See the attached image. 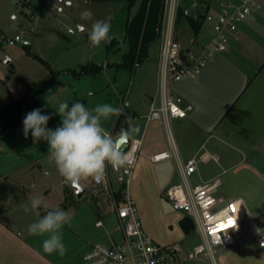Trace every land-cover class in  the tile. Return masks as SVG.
Returning a JSON list of instances; mask_svg holds the SVG:
<instances>
[{
	"label": "crops",
	"instance_id": "1",
	"mask_svg": "<svg viewBox=\"0 0 264 264\" xmlns=\"http://www.w3.org/2000/svg\"><path fill=\"white\" fill-rule=\"evenodd\" d=\"M38 1L42 0H0V32L6 33L7 29L14 26L16 33L24 31L25 37L28 38L29 34L41 36L44 31L51 30L42 27L41 22L37 21L38 17L34 15L33 9ZM218 1L207 0L211 12L217 7ZM120 2L128 9L126 2ZM194 2L199 3L197 0L192 3ZM71 3L68 1L69 5ZM191 5L190 10L195 6ZM211 12L209 11L203 22L201 35L204 38L200 40H205L212 34L215 13L212 15ZM134 13L127 16L126 23ZM85 29L84 26H80L81 31ZM69 33L72 34L70 31ZM158 41L159 47L155 55L151 51L154 42L149 47L147 59L134 68L136 70L144 64H150L148 72L150 79L140 82L133 95L131 90L129 95L120 96L118 100L113 101L112 105L121 108L122 114L119 117H112L105 123L109 131L115 132L116 137L121 129L129 127L128 117H131L130 123L137 129L134 138L142 139L141 154L134 169L130 193L137 204L144 228L156 242L178 252L179 250L173 247L176 239L181 240L198 232L193 219L183 212L174 210L165 197L166 188L181 181L177 160L171 158L162 162H152L150 158L155 152L171 148L172 137L183 160L202 154L204 157L206 155L216 157L200 161L190 181L193 185H198L217 180L215 195L223 199V205L230 204L237 216L238 225L235 230L237 243L221 253L220 264H264V247L259 246L255 239L257 235L264 233V0H257V7L253 13L246 20L239 22L238 30L232 34L226 51L214 56L197 77H185L172 85L171 95L180 97L182 106L191 105L192 109L185 117L171 118L169 129L158 120H147L152 101L160 99L158 72L160 39ZM32 45L31 43L22 46ZM105 46L107 57H112L111 61L105 59L102 63L90 62L80 65L79 69L69 66L50 69L48 77L44 80L50 77L52 71L57 74L49 88L38 96V108L42 106V100L45 98L49 100L50 97H45L46 94L50 91L53 94L54 85L57 86L61 78H66L68 82L77 85L85 77H97L113 67L118 70L127 69L118 66L128 51H120L119 40L111 37V43ZM85 65H97L101 70L98 74H77ZM22 79L27 81L25 78ZM24 93L25 87L21 96ZM59 95L56 102L61 100ZM10 99L14 98L10 96ZM33 161L30 162L33 166L43 170L44 176L48 179L47 184L51 183L50 181L57 183L54 190L53 186L47 184L43 188L46 203L68 212L72 202L81 200L76 196L73 186L59 174L48 150H44L37 160ZM111 176L115 180V172L111 171ZM7 179L8 175L0 172V184L7 182ZM83 185L87 188L83 197L89 193L97 203L95 205L88 203L86 208L74 211L75 217L71 220V226L65 225L62 229L63 242L67 247V253L63 256L45 253L38 236L25 234L24 229L8 222L5 218L6 205L13 196L9 194L12 193L9 188L3 190L2 194L0 193V264H81L83 254L93 241L97 239L109 241L115 238L111 230L109 232L115 220L118 222L111 191L103 185V189L98 191L95 181L91 179ZM117 188L118 185L114 188L115 195ZM106 192L112 199L111 209L105 208L100 202ZM69 200L71 202H68ZM26 201L27 203L30 201L29 196ZM166 204L172 208L168 209V212L164 209ZM40 216H43L41 212ZM184 218L192 222L193 228L189 233H185L181 226V220ZM94 219L98 231L90 230L87 225ZM100 220L102 225H97V221ZM106 222L109 223L107 226ZM163 228L166 233L162 232ZM257 229L261 230L260 233L256 231ZM116 230H119L118 223ZM173 234L177 235L175 236L177 238Z\"/></svg>",
	"mask_w": 264,
	"mask_h": 264
},
{
	"label": "rangeland",
	"instance_id": "2",
	"mask_svg": "<svg viewBox=\"0 0 264 264\" xmlns=\"http://www.w3.org/2000/svg\"><path fill=\"white\" fill-rule=\"evenodd\" d=\"M68 1L72 3L69 5ZM212 1L214 2L216 0ZM181 2L182 0H180ZM207 3V0H204V3H191L195 6L189 13L196 16L198 11H204L206 6L209 9L210 5ZM137 8L138 6H134L128 11L125 4L120 1H38L36 7L33 9L34 15L38 17L37 21L39 20L41 22L40 25H43L42 27L51 30L44 31L41 36L29 34L28 39L33 44L31 47H23L21 44H8L0 47V107L10 103V96L16 99L23 94L24 87L21 85L19 77L25 78L31 83L39 82L48 77L50 69L63 66L79 69V66L82 64L90 62L102 63L105 59L111 61L112 57H107L105 44H101L99 47H93L88 39V32L92 24L97 20L110 22V37H116L119 40L121 46L120 51L128 50V44L125 39V23L127 16L136 12ZM85 12L91 14L89 18H85L82 15ZM211 14L214 15L212 12ZM182 20L178 24L175 23V41L180 46V49L184 51L193 45V38L200 40L204 36L201 35L202 27L199 33L195 35L190 25L185 22V19ZM208 21L211 20L208 19ZM80 26H84L86 29L81 31ZM70 29H73L74 33H69ZM15 30L14 26H12L10 29H7L5 34L14 36L16 34ZM21 32L23 33L24 31ZM158 47L159 41L157 40L151 50L154 52L153 55L158 51ZM7 56L11 59V63L9 64L4 63ZM152 58H155V56H152ZM149 67L150 64H144L136 70H118L113 67L97 77H85L77 85L68 82L66 78H61L57 85L60 88L58 89L54 85L55 89L53 90V94L52 91L46 94L45 97L50 98L49 100L46 98L42 100L43 103L40 107L42 113L53 115V118L48 122V127L54 129L61 123L56 109L63 101L71 104L76 100H80L87 107L94 108L96 105L102 103L112 104L120 96L125 97L129 95L131 90V95H133L138 89L140 82H145L150 79V73H148L150 71ZM58 94H60L61 100L56 102ZM23 119L24 117L19 122L16 133H14L15 136L12 135L8 139H2L0 137V172L8 175L7 182L0 184V193L2 194L3 190L5 191L7 188L12 190V193L9 194L13 198L7 201V216L5 218L13 226L24 229L25 234H28V226L40 217L34 212L25 213L23 211L22 205L27 203V196L31 199V197L38 195L46 202L43 188L51 185L54 190L57 183L56 181H50L51 183L47 184L48 179L44 176L43 170L30 163L32 160H37V157L44 150H48V144L41 140L33 146L30 133L29 137L25 139L23 135ZM104 127L106 130H109L106 125ZM33 147L35 150H31ZM113 183L114 188H116L117 184L115 180H113ZM20 185L28 190L26 191L25 188H21ZM49 196L48 198L51 200ZM68 202L71 201L69 200ZM100 202L107 209L113 208L112 199L108 192L101 197ZM88 203L92 205L97 203L96 199L89 193L81 198L80 201L72 202L68 211L71 217H75L73 214L74 211L86 208ZM164 209L168 212V209L172 208L166 204ZM40 212L42 215L45 214L43 209H40ZM95 221L96 219L87 225L90 227V230L98 231L99 228L95 226ZM117 223V220H115L109 232L111 230V234L118 239L120 237L119 230H116ZM108 224L106 222V226ZM162 232L166 233L164 228ZM173 236L175 237L177 235L173 234ZM38 238L42 241L45 237L38 236ZM176 240L173 247L179 250L180 253L187 252L202 241L199 232L192 233L181 240L178 238ZM98 241H103V239H97L93 243Z\"/></svg>",
	"mask_w": 264,
	"mask_h": 264
},
{
	"label": "built area",
	"instance_id": "3",
	"mask_svg": "<svg viewBox=\"0 0 264 264\" xmlns=\"http://www.w3.org/2000/svg\"><path fill=\"white\" fill-rule=\"evenodd\" d=\"M180 0H166L164 25L160 36L158 72L160 99H154L147 120H158L168 129L170 119L185 117L191 105L182 106V99L171 95L172 85L185 77L195 78L202 73L209 61L227 50L231 36L238 30L239 22L246 20L257 7V0H219L212 10L215 19L212 34L205 40L193 38V45L183 52L175 41V23ZM210 8L206 15H208ZM74 32L73 29L69 30ZM8 44L28 46L30 40L22 32L9 36L0 32V47ZM115 137L113 130H107ZM171 148L155 152L152 162L175 158L178 162L181 181L168 186L165 197L176 211L189 215L202 241L191 250L180 253L156 242L144 228L139 209L130 193V185L138 158L142 139L133 138L126 151L129 163L119 169L106 166L102 185L111 191L118 217L120 238L92 243L82 256L81 264H220V254L237 243L235 234L238 219L230 204L215 195L218 181L193 185L190 181L200 161L216 159L213 155L180 158L178 149L170 137ZM111 171L115 172L117 194L113 187ZM231 221V223H229ZM102 225V221H97ZM264 247V233L255 237Z\"/></svg>",
	"mask_w": 264,
	"mask_h": 264
},
{
	"label": "clouds",
	"instance_id": "4",
	"mask_svg": "<svg viewBox=\"0 0 264 264\" xmlns=\"http://www.w3.org/2000/svg\"><path fill=\"white\" fill-rule=\"evenodd\" d=\"M82 15L89 18L91 14L85 12ZM110 31V22L95 21L88 32L92 46L111 43ZM56 113L61 123L53 129L48 127L52 115L42 113L40 108L31 110L22 121L23 135L27 139L31 134L33 146L41 140L47 142L48 152L59 174L70 185L80 187L90 179L100 183L104 179L107 165L119 169L129 163V152L126 149L137 131L130 123L131 117H128L129 127L121 129L116 137L104 127L112 117L122 114L121 108L109 103L89 108L80 100L71 104L63 101ZM22 208L25 213L34 212L40 217L28 226L27 232L29 235L45 237L42 240L43 251L65 255L67 247L63 242L62 229L65 225L71 226L72 217L69 212L60 207H51L38 195L31 197ZM40 209L45 213L43 216H40ZM256 231L260 233L261 230Z\"/></svg>",
	"mask_w": 264,
	"mask_h": 264
},
{
	"label": "trees",
	"instance_id": "5",
	"mask_svg": "<svg viewBox=\"0 0 264 264\" xmlns=\"http://www.w3.org/2000/svg\"><path fill=\"white\" fill-rule=\"evenodd\" d=\"M110 1H124L128 9H132L138 4L136 12L126 23V39L129 48L123 55L122 62L118 64L119 67L133 70L147 59L150 45L160 39L164 25L166 0ZM193 1L182 0L178 7L176 24L185 19V22L190 25L194 34L197 35L203 26L208 8L206 6L204 11L200 10L196 16H193L189 13L190 4ZM197 1L204 3V0ZM100 70L101 68L97 65H85L77 74H98ZM56 74L52 71L47 80L35 84H30L19 77L20 83L25 87L24 95L18 99H11L8 105L0 107V137L2 139L10 138L17 130L20 120L31 110L38 108V96L49 88ZM125 126L128 125L125 124ZM181 226L185 233H189L193 228L192 222L188 218L181 220Z\"/></svg>",
	"mask_w": 264,
	"mask_h": 264
},
{
	"label": "water",
	"instance_id": "6",
	"mask_svg": "<svg viewBox=\"0 0 264 264\" xmlns=\"http://www.w3.org/2000/svg\"><path fill=\"white\" fill-rule=\"evenodd\" d=\"M11 62V59H10V57H6L5 58V60H4V63L5 64H9ZM130 142V141H129ZM129 142H128V146H129ZM96 183V182H95ZM73 186V185H72ZM73 188L75 189V193H76V196L78 197V198H82L83 197V195L86 193V191H87V188L84 186V185H82V186H80V187H77V186H73ZM96 188H97V190L98 191H100V190H102L103 189V186H102V181L100 182V183H96Z\"/></svg>",
	"mask_w": 264,
	"mask_h": 264
},
{
	"label": "snow or ice",
	"instance_id": "7",
	"mask_svg": "<svg viewBox=\"0 0 264 264\" xmlns=\"http://www.w3.org/2000/svg\"><path fill=\"white\" fill-rule=\"evenodd\" d=\"M229 223H231V221Z\"/></svg>",
	"mask_w": 264,
	"mask_h": 264
}]
</instances>
